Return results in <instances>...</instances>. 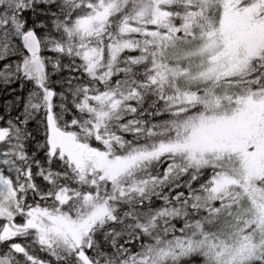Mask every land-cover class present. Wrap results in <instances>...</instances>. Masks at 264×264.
<instances>
[{"label":"snow or ice","instance_id":"snow-or-ice-1","mask_svg":"<svg viewBox=\"0 0 264 264\" xmlns=\"http://www.w3.org/2000/svg\"><path fill=\"white\" fill-rule=\"evenodd\" d=\"M0 101V264H264V0H0Z\"/></svg>","mask_w":264,"mask_h":264},{"label":"trees","instance_id":"trees-1","mask_svg":"<svg viewBox=\"0 0 264 264\" xmlns=\"http://www.w3.org/2000/svg\"><path fill=\"white\" fill-rule=\"evenodd\" d=\"M16 87H18V85ZM0 103H2V101H0Z\"/></svg>","mask_w":264,"mask_h":264}]
</instances>
